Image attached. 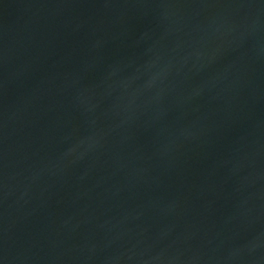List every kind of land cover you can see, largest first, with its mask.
<instances>
[{"label":"water","instance_id":"1","mask_svg":"<svg viewBox=\"0 0 264 264\" xmlns=\"http://www.w3.org/2000/svg\"><path fill=\"white\" fill-rule=\"evenodd\" d=\"M0 264H264V0H0Z\"/></svg>","mask_w":264,"mask_h":264}]
</instances>
